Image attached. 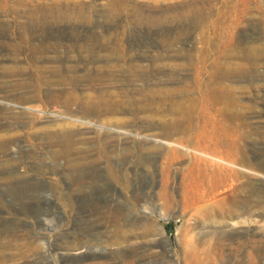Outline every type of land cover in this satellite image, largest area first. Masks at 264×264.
I'll use <instances>...</instances> for the list:
<instances>
[{
  "label": "rangeland",
  "instance_id": "374dc122",
  "mask_svg": "<svg viewBox=\"0 0 264 264\" xmlns=\"http://www.w3.org/2000/svg\"><path fill=\"white\" fill-rule=\"evenodd\" d=\"M229 1L0 0V264H264V0Z\"/></svg>",
  "mask_w": 264,
  "mask_h": 264
},
{
  "label": "bare ground",
  "instance_id": "6f19581e",
  "mask_svg": "<svg viewBox=\"0 0 264 264\" xmlns=\"http://www.w3.org/2000/svg\"><path fill=\"white\" fill-rule=\"evenodd\" d=\"M202 2H203V4L204 3H207V4H211V5H209V8L210 9H213V6L215 5L214 3L216 2V0H201ZM225 1V3H226V5L223 7V8H218V10H221L222 9V11L221 12H225V11H232V10H234L235 11V9L237 10V9H241L242 11L244 10L243 9V7H240L239 5H238V2H233V3H231V4H228L230 1L229 0H224ZM212 2H214L213 4H212ZM245 3V2H244ZM205 6H206V4H204ZM203 5V6H204ZM241 5H243V4H241ZM204 6V7H205ZM247 6V4L245 5V7ZM257 6H258V4H257ZM212 7V8H211ZM261 7V6H260ZM208 8V9H209ZM216 8H217V6H216ZM252 9V8H251ZM200 10H202V6H201V8L199 9V12H200ZM247 10V9H246ZM218 12V11H217ZM201 14V13H200ZM255 49V48H254ZM252 51H253V48H252ZM256 51V50H255ZM258 51V50H257ZM256 55V54H255ZM253 56V55H252ZM255 59V58H254ZM253 62H254V60H253ZM255 67V66H254ZM6 87V86H5ZM1 88V87H0ZM8 88V87H7ZM2 89H3V87H2ZM1 89V90H2ZM8 90V89H7ZM6 91V90H5ZM51 92V91H50ZM7 93V92H6ZM19 93V92H18ZM23 93V92H22ZM55 93V92H54ZM20 94V93H19ZM7 96H8V94H6ZM41 95V94H40ZM11 96V95H10ZM22 97V99L23 98H25V97H27V96H25V94L24 95H21ZM38 96V95H37ZM9 97V96H8ZM18 97H19V95H18ZM4 98V97H3ZM10 98V97H9ZM32 98V97H31ZM28 99V98H27ZM13 101H15L14 100V96H13V99H12ZM17 101V100H16ZM25 101H27L26 100V98H25ZM32 101V100H31ZM14 104V103H13ZM23 104V103H22ZM10 107V106H9ZM77 112V111H76ZM92 112V111H91ZM79 114V113H78ZM75 115V114H74ZM80 115H81V113H80ZM78 116V115H77ZM84 117H82L81 119H83ZM78 122H80V121H78ZM67 123L69 124V127L67 128V126H63L62 127V131H60V132H58V130H55V132L57 133V134H55L56 136H57V142H59V144L61 145V147H60V149H58V150H56V151H54V155H55V153H64L66 150H67V144H68V142L71 140L70 138H71V135H72V126L71 125H73L74 124V121H68L67 120ZM2 125V124H1ZM2 127V126H1ZM1 129V128H0ZM5 131V130H4ZM117 133H118V131H117ZM5 134V133H4ZM4 134H0V151L1 152H3V153H6L7 152V150L9 149V141L7 140V136L6 135H4ZM12 140H14V139H12ZM10 144H12V143H10ZM14 147V146H13ZM9 151V150H8ZM2 153V154H3ZM53 155V154H52ZM4 156V155H3ZM8 156V155H7ZM13 158V157H12ZM10 159V158H9ZM15 159V158H14ZM1 161V160H0ZM2 161H4V163H5V160H2ZM12 161V160H11ZM20 161V160H19ZM2 165V164H1ZM111 166V165H110ZM11 167V166H10ZM5 168V167H4ZM15 169V168H14ZM110 169V168H109ZM16 172V171H15ZM4 174V173H3ZM9 174H10V172H9ZM20 175V174H19ZM2 176V175H1ZM36 176V175H35ZM3 177H5V176H3ZM7 177V176H6ZM9 177H10V175H9ZM33 178V177H32ZM3 179V178H2ZM6 179V178H5ZM10 180V179H9ZM34 180H36V179H34ZM13 181H15V179L13 180ZM21 181V180H20ZM41 181V180H40ZM24 182H26V181H24ZM38 182V181H37ZM18 183H19V181H18ZM36 183V182H35ZM8 184V183H7ZM13 184V183H12ZM15 185V184H14ZM22 185V184H21ZM21 185L20 184H18V186H14L13 188L15 189V188H22L21 187ZM39 185V184H38ZM13 186V185H12ZM26 187V186H25ZM46 188V187H45ZM79 189H80V187H78ZM29 189H37V187L36 186H34V185H32V186H30L29 187ZM7 190V189H6ZM3 191V190H2ZM2 191H0V192H2ZM5 191V190H4ZM11 191V190H10ZM40 191V190H39ZM45 191V190H44ZM8 192V191H7ZM6 192V193H7ZM36 192V191H35ZM10 193V192H9ZM130 249H132V247H130V248H128V251L130 250ZM127 251V252H128ZM118 252H120V251H118ZM130 252V251H129ZM132 253V252H131ZM128 264H134L133 263V261L132 260H130V261H128Z\"/></svg>",
  "mask_w": 264,
  "mask_h": 264
}]
</instances>
